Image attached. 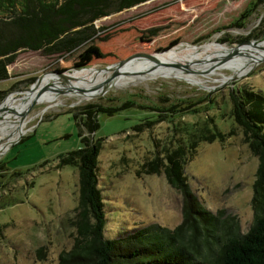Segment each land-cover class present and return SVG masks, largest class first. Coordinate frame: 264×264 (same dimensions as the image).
<instances>
[{
	"label": "rangeland",
	"instance_id": "rangeland-1",
	"mask_svg": "<svg viewBox=\"0 0 264 264\" xmlns=\"http://www.w3.org/2000/svg\"><path fill=\"white\" fill-rule=\"evenodd\" d=\"M118 1L97 6L109 9ZM5 17L0 13V19ZM92 24L93 38L71 53L44 55L23 48L15 52L6 66L8 77L0 80V124L22 102L19 92L44 72L73 74V70L102 68L132 54L154 55L170 48L159 56L164 64L193 48L199 54L185 66L186 74L135 72L138 75H122L103 93L86 99L88 95L72 91V95L56 93L32 105L18 137L0 153V264H55L59 252L71 246L77 167L58 165V156L80 146L71 115L75 106L113 107L130 102L111 115L99 113L92 134L101 138L97 183L104 205L102 236L110 239L121 230L149 223L168 228L179 223L180 194L163 175L138 173L139 163L154 149L183 140V131L195 122L211 120L222 133L235 128L229 115V91L243 87L264 94V56L252 50L248 58L244 54L225 58L224 54L247 40L259 43L237 50L264 49V0H144L98 17ZM190 73L200 85L187 80ZM146 116L150 122L143 130H133ZM6 140L3 136L0 143ZM256 164L235 128L223 144L199 142L183 170L200 204L211 213L222 209L232 215L237 231L244 233L252 220L249 200Z\"/></svg>",
	"mask_w": 264,
	"mask_h": 264
},
{
	"label": "trees",
	"instance_id": "trees-1",
	"mask_svg": "<svg viewBox=\"0 0 264 264\" xmlns=\"http://www.w3.org/2000/svg\"><path fill=\"white\" fill-rule=\"evenodd\" d=\"M105 1L0 0V13L6 16L0 19V80L8 77L6 66L18 49L57 56L71 53L93 38L94 19L144 0H121L112 8H98ZM228 99L233 124L257 160L249 200L252 220L244 233L237 231L233 216L224 210H206L186 181L184 164L194 157L198 143L217 140L223 144L235 130L222 133L211 120H203L185 129L184 139L173 146L154 149L137 170L163 175L168 186L180 194L179 223L172 228L149 223L104 238V205L97 183L101 138L92 134L98 127L99 113L111 115L130 102L113 107L87 103L75 106L71 113L80 146L58 156V165L77 167L78 195L75 234L70 248L59 252L55 264H204L205 260L209 264H264V94L242 87L229 91ZM148 118L139 119L132 129L143 130Z\"/></svg>",
	"mask_w": 264,
	"mask_h": 264
},
{
	"label": "bare ground",
	"instance_id": "bare-ground-1",
	"mask_svg": "<svg viewBox=\"0 0 264 264\" xmlns=\"http://www.w3.org/2000/svg\"><path fill=\"white\" fill-rule=\"evenodd\" d=\"M255 46H246L236 51L235 54H232L233 51L225 52V58H227L230 55H241L244 54L246 58L250 57L252 55L251 50L254 51L256 56H264V49L263 50H254ZM231 50V49H230ZM227 51V50H226ZM199 50L191 49L187 52L180 53L175 56V58L169 62L165 63L162 61L161 58H135L131 59L129 61H126L122 63L119 66V73L116 77H114L112 80L108 79V76L110 74V70H97V68H82L78 70H73V74H66V78H62L60 75L52 74V73H46L41 76V79L39 80V86L42 85H49L48 82H53V84L57 85L58 87H67L66 94H73L72 91H76L81 93L82 95H88L84 98H88L89 95H95L97 94V88H94L97 84L108 80V83L110 86L112 83L117 80L118 78L122 77V75L126 74H132L133 76L138 75V73L143 75H149V76H158L163 75L166 72L174 71L177 72L179 75L185 73L184 68L188 65V63H193L192 57L199 54ZM224 52V51H222ZM223 57V56H222ZM164 58V57H163ZM215 60H212L211 63H214ZM223 63V62H222ZM240 63H243L241 61ZM177 64V65H174ZM168 66L169 68L165 67ZM131 70V73L128 71ZM156 70H159L161 72H158ZM138 72V73H135ZM139 74V75H140ZM186 74V73H185ZM170 75L176 76V73H172ZM191 77L187 76V80L197 84V82H201L197 79L195 75H192L190 73ZM131 77V76H130ZM195 80L197 82H195ZM80 90V91H79ZM46 93V94H45ZM57 92L55 89H48L44 91L36 101V103L41 102L45 99L52 98L54 94ZM34 92L27 93L22 97V102L15 108V110L7 115L5 118H3V122L0 124V139L1 137L5 136L7 138L6 143L3 145L0 143V153L6 148V146L11 143L12 141L16 140L18 137L20 131L22 130V127L24 124L21 122L24 118L22 116V112L25 110L26 106L30 102ZM7 149V148H6Z\"/></svg>",
	"mask_w": 264,
	"mask_h": 264
},
{
	"label": "water",
	"instance_id": "water-1",
	"mask_svg": "<svg viewBox=\"0 0 264 264\" xmlns=\"http://www.w3.org/2000/svg\"><path fill=\"white\" fill-rule=\"evenodd\" d=\"M259 42H253V41H243L241 44L237 45L236 47H233V48H230L233 52L232 54H235L238 47L240 46H244V45H251V44H258ZM152 57L151 54H143V53H136V54H132L130 56H127L126 58L122 59V60H119L117 61L116 63L114 64H111V65H107V66H104L102 68H97V70L101 71V70H110V74L108 76V79L109 80H112L114 77H116L119 73V66L126 62V61H129L130 59L132 58H150ZM174 65H177V64H174ZM82 69V68H81ZM46 73H52V74H56V75H60L62 78H66V74L64 72H61V71H56V70H51V71H48V72H44L42 74H40L39 76L36 77L34 83H32L30 86H28L27 88L23 89L22 91H20V95H18V97H22L24 96L25 94L27 93H31V92H34L30 102L28 103V105L26 106L25 110L22 112V116H24L28 111L29 109L32 107L33 104L36 103V101L38 100L39 96L46 90L52 88V89H55V91L59 94V93H66L67 90V87H58L57 85H54L53 83H50L49 85H42V86H39V80L41 79V76L43 74H46ZM110 86V84L108 83V80H105L99 84H97L94 88H97V94L95 95H98V94H101L103 93L108 87ZM80 91V90H79ZM95 95H89V97H92V96H95Z\"/></svg>",
	"mask_w": 264,
	"mask_h": 264
}]
</instances>
